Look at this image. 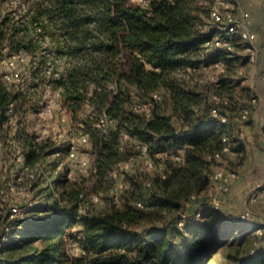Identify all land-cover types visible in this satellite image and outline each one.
<instances>
[{
	"label": "trees",
	"instance_id": "1",
	"mask_svg": "<svg viewBox=\"0 0 264 264\" xmlns=\"http://www.w3.org/2000/svg\"><path fill=\"white\" fill-rule=\"evenodd\" d=\"M20 3L26 12L18 17L7 12L0 19V63L6 56L25 53L32 65L31 78L43 84L48 60L38 49L45 47L47 38L54 42L56 55L68 60L64 71L48 81L60 89L61 106L70 114L72 126L88 136L91 159L80 182L70 180L64 171L54 180L49 200L28 207L41 216L11 218V210L4 214L0 264H207L218 244L235 240L241 229L242 236L248 239L251 233L259 241L244 255L240 249L230 254L233 264H264L262 225L228 214H222L224 221L207 220L209 209L219 211L212 204L201 203L193 215L182 214L189 202H198L208 190L215 171L224 168L225 132L230 135L229 150L246 155L244 139L234 125L219 124L211 115L212 96L227 98L231 113L253 107L251 90L243 87L238 92L237 82L224 73L212 83L197 80L201 67L249 61L247 55L233 56L238 37L232 49L210 45L218 33L207 24L212 4L203 0ZM240 46L245 49L243 42ZM5 74L0 72V128L12 121L18 126L37 109L32 95L5 82ZM137 104L145 108L136 109ZM87 105L92 107L89 113ZM103 116L108 127L101 125ZM23 141V164L30 170L38 171L46 155L58 154L61 159L70 149L49 139ZM139 144L147 145L158 170L149 178L126 174L125 188L123 182L117 188L122 190L119 204L115 201L97 210L85 203L100 188L115 186L114 174L121 164L141 156ZM165 211L178 214L170 223L154 224ZM202 214L204 220L197 219ZM232 217L235 223L228 220ZM258 228L262 233L255 232Z\"/></svg>",
	"mask_w": 264,
	"mask_h": 264
},
{
	"label": "rangeland",
	"instance_id": "2",
	"mask_svg": "<svg viewBox=\"0 0 264 264\" xmlns=\"http://www.w3.org/2000/svg\"><path fill=\"white\" fill-rule=\"evenodd\" d=\"M209 1L212 5L219 3V1L224 0H203ZM230 4V8L235 9L236 6L240 5L237 0H226ZM7 12H11L14 17H18L25 11V8L21 5L20 0H0V19ZM208 26H213L211 20L208 21ZM40 29H37L35 33L38 37V32ZM44 41L45 47L43 49H38L39 54H46L48 60V67L45 68V80L43 84H40V81L31 78L32 76V65L29 62L30 58L27 54H18L12 57L6 56L5 59L0 63V72L6 74H13L19 72L20 78L14 80H7L5 77L3 80L9 84H13L23 87L27 90L33 98V102L37 106V109L29 112L22 118V123L17 124L12 121L10 125L0 128L1 142H0V230L3 227L4 222L1 221L4 214L11 210V218H14L18 215L25 216L27 213L32 216H41L43 213L37 214L35 212H30L28 208L31 204H38L40 202H46L49 200V197L54 189L53 182L60 176L64 171L68 172V177L70 180L80 182V180L87 176L86 172L81 166L80 161L84 159H91L89 153V146L87 143L81 141L82 134L77 131L72 125L70 114L68 111L61 106L60 102V89H54L53 85L48 81L49 78L59 76L60 72L64 71V64L68 58L56 55V48L54 42L47 38ZM241 40L238 41L235 48V54L243 58V56H248V51L243 49ZM236 58V57H235ZM234 65H227L224 61H221L217 64L208 67H201L196 73L197 80L199 82H214L221 74H225L228 78H231L237 82L236 90L240 92V88L246 87V82H251V80L256 78L260 72L257 69V63L249 61V63H243L240 59L233 63ZM34 86V88H32ZM112 87V85H109ZM250 89L249 87H246ZM240 95V94H237ZM244 97L246 94H242ZM256 94H253V96ZM238 97L234 98L237 99ZM49 99L53 100V110L48 113L41 108V103L48 101ZM148 109V107H146ZM92 107L87 105L85 107V112H90ZM104 117V116H103ZM105 120L106 116H105ZM103 120H101V123ZM246 124V123H245ZM109 123L107 122L106 127ZM19 130V133L16 134ZM243 138L247 139L245 126L242 128ZM236 134H239L235 131ZM17 136H16V135ZM36 138L37 140L49 139L51 142H56L57 144H65L66 146L71 147L72 144L75 145L77 150L76 157L74 159L70 158L68 154H65L61 157L58 154L46 155L40 162V169L36 171L30 170L25 167L23 164V149L25 147L23 138ZM257 141L251 138L250 145L253 148L254 144ZM255 155L252 151H248V154L243 157L233 150L227 151L226 155L223 158L222 165L227 171L235 172L236 175L234 178H237L243 173H254L256 176L263 174V169L249 167L253 162H255ZM60 161V162H59ZM59 162V163H58ZM152 162L149 157L141 154L138 158L132 159L131 161L124 163L119 168V172L114 174L117 177L118 181L112 187H102L99 189L98 195H90L86 197L85 203L90 204L97 210H104L109 208L112 202H120V195L122 190L117 188H122L120 185L121 182L124 183L125 188V175L126 174H140L143 178L151 177L158 169L154 165H149ZM254 164V163H253ZM119 174V175H118ZM257 177H255L256 179ZM250 190L254 185L262 183L264 178L254 180ZM146 182V181H145ZM219 190V189H218ZM231 191V190H230ZM228 192L217 191H205L202 194L201 199L198 202H189L183 211V215L189 216L193 215L194 211L198 206L202 204L210 205L214 198L219 199L220 209L219 211H212L209 209L207 220L210 218L212 220L224 221V215L226 217L234 216L237 217L242 213L248 211L250 213L249 220L250 222L254 221L258 215L264 216V210L255 208L254 205L260 203L264 205L261 201L251 202L248 198V192L244 191L241 197V203L235 205L234 207H229L223 201L224 196ZM245 201V202H244ZM32 208V207H31ZM178 213L176 212H163L159 217L155 218V223L158 225H163L170 223L174 220ZM224 214V215H222ZM228 214V215H227ZM203 214L197 219L204 220L202 217ZM228 220L236 222L233 218ZM205 219V220H206ZM243 229L236 231L235 240L232 239L228 241H222L218 244L216 251L213 253L211 260L207 264H233L230 254L236 253L240 249L242 255L246 254L254 244L258 243V239L254 238L250 234L248 239L245 236H242ZM255 232H258L257 230ZM230 242H233L230 244ZM264 242V241H263ZM36 244H41L37 242ZM238 253V252H237ZM18 253L14 254L17 256ZM9 253H4L3 256H7Z\"/></svg>",
	"mask_w": 264,
	"mask_h": 264
},
{
	"label": "built area",
	"instance_id": "3",
	"mask_svg": "<svg viewBox=\"0 0 264 264\" xmlns=\"http://www.w3.org/2000/svg\"><path fill=\"white\" fill-rule=\"evenodd\" d=\"M145 2V0H142ZM209 18L214 24L213 26L218 29L217 35L210 42L211 46H221L227 49H232L234 46V40L238 37L241 42L245 44V50L248 51V59L253 63H257L258 61V49L255 45L256 32L252 31L249 28L250 23V13L243 9L240 5L236 6L235 9L230 8V4L228 1H219V3H214L211 5L209 9ZM264 76V73H263ZM8 81L16 80L20 78L19 72H15L13 74H5L4 76ZM155 98H159L158 93H154ZM212 107H211V115L217 119L219 124H228L231 122L234 125L235 131L239 134L240 138H243V130L242 128L246 125V121L249 120L251 114V107L244 106L237 109L234 112H230L228 106H230L229 100L225 97H221L219 95L212 96ZM251 104L253 105H261V99L258 95H254L251 99ZM145 106L142 104H137L136 109H144ZM43 110L45 112H52L53 110V100L49 99ZM103 122L101 125L106 127L107 121L105 120V116L102 118ZM264 126V119H263ZM83 143H88V136L83 135L81 138ZM222 141L226 144L223 151L229 150L230 135L228 132H225L222 136ZM139 148L141 150V154L148 157V148L145 144H139ZM77 150L75 145L72 144L68 156L72 159L76 157ZM216 158L221 157V153H216ZM123 164H121L122 166ZM149 165H153L152 162ZM80 166L86 171H89L90 160L84 159L80 161ZM162 166L159 165V168ZM116 174V173H115ZM236 173L232 171H227L224 168H218L214 175L213 180L217 186V188L222 192H228L231 190V182L233 177H235ZM122 186V185H121ZM193 199L196 198V195L192 196ZM248 198L251 202L261 201L264 203V181L262 183H258L253 186L248 192ZM212 206L215 209H220L219 199L214 198L211 202ZM138 206L143 207L142 202L137 203ZM200 215V213H198ZM250 213L246 211L245 213L237 216L241 221H245L249 219ZM258 233H262V228L257 229Z\"/></svg>",
	"mask_w": 264,
	"mask_h": 264
},
{
	"label": "crops",
	"instance_id": "4",
	"mask_svg": "<svg viewBox=\"0 0 264 264\" xmlns=\"http://www.w3.org/2000/svg\"><path fill=\"white\" fill-rule=\"evenodd\" d=\"M241 4V7L250 13V23L249 28L256 32V38L254 40L255 45L258 49V61L257 69L259 75L251 80V82H246V87H249L251 94H256L261 99V105H253L251 109V114L248 123L245 125V131L247 139H244L246 154L252 149L255 155V162L251 164L250 169L256 167L263 169V174L256 176L254 173L245 172L234 178L231 182V191L224 196V202L229 207H234L241 203V197L244 191H249L255 182L254 180L264 178V0H237ZM249 63V61H247ZM251 138L257 141L253 148L250 145ZM255 177H257L255 179ZM217 191L219 192L215 182H213L207 191ZM245 202V201H244ZM255 208L263 209L264 205L257 203L254 205ZM254 221L258 225L264 227V216L258 215L254 218Z\"/></svg>",
	"mask_w": 264,
	"mask_h": 264
}]
</instances>
